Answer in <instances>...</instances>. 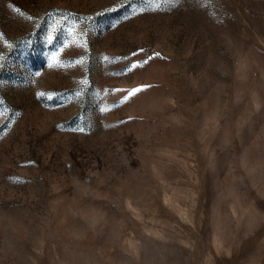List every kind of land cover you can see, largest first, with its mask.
Wrapping results in <instances>:
<instances>
[{
  "label": "rangeland",
  "instance_id": "rangeland-1",
  "mask_svg": "<svg viewBox=\"0 0 264 264\" xmlns=\"http://www.w3.org/2000/svg\"><path fill=\"white\" fill-rule=\"evenodd\" d=\"M0 264H264V0H0Z\"/></svg>",
  "mask_w": 264,
  "mask_h": 264
}]
</instances>
